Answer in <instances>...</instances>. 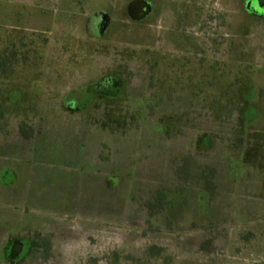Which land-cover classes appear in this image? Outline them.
I'll list each match as a JSON object with an SVG mask.
<instances>
[{"label":"rangeland","instance_id":"374dc122","mask_svg":"<svg viewBox=\"0 0 264 264\" xmlns=\"http://www.w3.org/2000/svg\"><path fill=\"white\" fill-rule=\"evenodd\" d=\"M259 127L264 0H0V264H264Z\"/></svg>","mask_w":264,"mask_h":264},{"label":"trees","instance_id":"16d2710c","mask_svg":"<svg viewBox=\"0 0 264 264\" xmlns=\"http://www.w3.org/2000/svg\"><path fill=\"white\" fill-rule=\"evenodd\" d=\"M180 173L183 172V167H180ZM189 170L187 171V175L189 174ZM205 179H207L208 184L210 185L211 182H213V179H210L208 175L206 174ZM144 206H146L150 210V218L147 220L148 224L150 225V229H157L159 230V226L155 225L152 221V217L157 216L161 212L165 211L167 209V199H166V193L159 192L157 195H155L152 199H149L144 202ZM149 229V228H148ZM164 248L159 245H151L144 251V256H128V263L130 261H134L133 264H148L151 262L154 258H159L163 255ZM167 257V256H166ZM167 262L171 261V257L168 256Z\"/></svg>","mask_w":264,"mask_h":264},{"label":"crops","instance_id":"0c3cea01","mask_svg":"<svg viewBox=\"0 0 264 264\" xmlns=\"http://www.w3.org/2000/svg\"><path fill=\"white\" fill-rule=\"evenodd\" d=\"M147 1V0H146ZM257 113H259V118H261V115L259 111H257ZM250 119H252V117H250ZM260 126H263V124H261ZM261 129V130H260ZM260 131H264L263 127H259ZM262 132H258V133H262ZM257 170L258 172V176L261 178H264V174L262 175V170H264V153H259L258 154V158H257V164L251 166L250 168L244 170V183L242 184V196L244 197L246 195V197H248L249 199L252 198H257L259 200V207L254 206L255 209H252L251 214L255 217H253L254 219H262L264 220V186L263 187H259L257 188V190H249V186H247V183H249L251 181V177L253 176V174L255 173L254 171ZM264 182V181H263ZM252 189V188H251ZM249 210H245L243 209L241 211L242 214H247ZM4 250V258H8L9 257V248L8 245H5V248L3 249V247L0 249V257L2 258L3 252ZM12 256H15L12 252ZM256 264H262V262H257Z\"/></svg>","mask_w":264,"mask_h":264},{"label":"flooded vegetation","instance_id":"af4514ba","mask_svg":"<svg viewBox=\"0 0 264 264\" xmlns=\"http://www.w3.org/2000/svg\"><path fill=\"white\" fill-rule=\"evenodd\" d=\"M17 249V248H16ZM16 249H13L12 251H13V254L15 255V256H17V254H18V251L16 250Z\"/></svg>","mask_w":264,"mask_h":264}]
</instances>
